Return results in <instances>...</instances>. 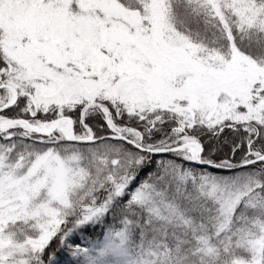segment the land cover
Listing matches in <instances>:
<instances>
[{
  "label": "snow or ice",
  "instance_id": "snow-or-ice-1",
  "mask_svg": "<svg viewBox=\"0 0 264 264\" xmlns=\"http://www.w3.org/2000/svg\"><path fill=\"white\" fill-rule=\"evenodd\" d=\"M0 264H264V0H0Z\"/></svg>",
  "mask_w": 264,
  "mask_h": 264
},
{
  "label": "trees",
  "instance_id": "trees-1",
  "mask_svg": "<svg viewBox=\"0 0 264 264\" xmlns=\"http://www.w3.org/2000/svg\"><path fill=\"white\" fill-rule=\"evenodd\" d=\"M226 135H227V133H226Z\"/></svg>",
  "mask_w": 264,
  "mask_h": 264
}]
</instances>
